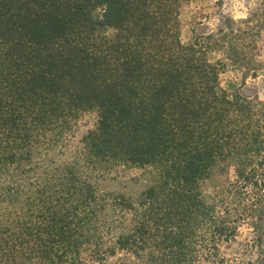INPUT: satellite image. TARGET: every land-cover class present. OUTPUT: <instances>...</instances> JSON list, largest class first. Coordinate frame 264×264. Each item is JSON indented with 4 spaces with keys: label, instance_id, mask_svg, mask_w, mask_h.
I'll return each instance as SVG.
<instances>
[{
    "label": "trees",
    "instance_id": "trees-1",
    "mask_svg": "<svg viewBox=\"0 0 264 264\" xmlns=\"http://www.w3.org/2000/svg\"><path fill=\"white\" fill-rule=\"evenodd\" d=\"M181 1L0 0V264H264V98L207 56L256 78L264 0L187 45ZM130 169L136 199L100 190ZM243 226L253 259L225 257Z\"/></svg>",
    "mask_w": 264,
    "mask_h": 264
},
{
    "label": "rangeland",
    "instance_id": "rangeland-1",
    "mask_svg": "<svg viewBox=\"0 0 264 264\" xmlns=\"http://www.w3.org/2000/svg\"><path fill=\"white\" fill-rule=\"evenodd\" d=\"M255 2L256 0H182L179 9L181 43L187 45L196 37L214 35L226 18L234 20L245 18ZM257 54V60L262 68L256 78L244 75V70L229 63L221 51H211L207 56L212 62L221 60L224 63L219 70V84L224 91L231 94L236 92L246 98L257 95L262 99L264 98V30L261 31L257 43ZM95 123L94 111L83 113L72 130L68 140L69 148H74L81 137L94 128ZM144 177V172L139 169L123 171L117 179L101 183L100 190L122 193L126 197L136 199L143 188ZM232 178V172L229 171L213 174L199 182V190L204 201L214 203L216 198L224 193L227 182ZM251 238V231L243 226L236 238L221 246V253L227 258L251 260L253 254L247 246Z\"/></svg>",
    "mask_w": 264,
    "mask_h": 264
}]
</instances>
